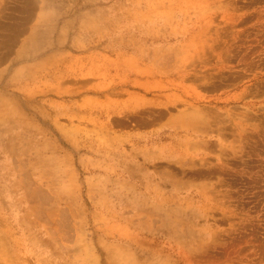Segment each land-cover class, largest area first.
<instances>
[{"label": "rangeland", "instance_id": "rangeland-1", "mask_svg": "<svg viewBox=\"0 0 264 264\" xmlns=\"http://www.w3.org/2000/svg\"><path fill=\"white\" fill-rule=\"evenodd\" d=\"M0 264H264V0H0Z\"/></svg>", "mask_w": 264, "mask_h": 264}]
</instances>
